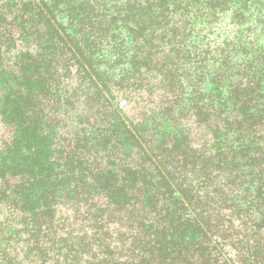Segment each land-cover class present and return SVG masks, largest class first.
<instances>
[{"label":"trees","instance_id":"obj_1","mask_svg":"<svg viewBox=\"0 0 264 264\" xmlns=\"http://www.w3.org/2000/svg\"><path fill=\"white\" fill-rule=\"evenodd\" d=\"M0 264H264V0H0Z\"/></svg>","mask_w":264,"mask_h":264}]
</instances>
